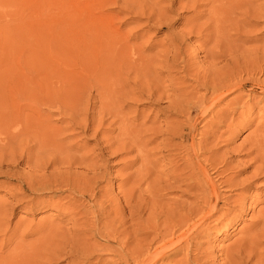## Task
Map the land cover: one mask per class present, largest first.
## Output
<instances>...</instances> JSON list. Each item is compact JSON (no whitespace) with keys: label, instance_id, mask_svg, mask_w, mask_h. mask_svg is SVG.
Listing matches in <instances>:
<instances>
[{"label":"bare ground","instance_id":"1","mask_svg":"<svg viewBox=\"0 0 264 264\" xmlns=\"http://www.w3.org/2000/svg\"><path fill=\"white\" fill-rule=\"evenodd\" d=\"M152 1L155 2L154 0ZM119 2L132 12L140 11L141 15L146 13L147 21L152 20L154 15L161 20L165 14L168 15L169 11L175 12L181 9H190L194 12V15L191 21L185 25L184 33L186 35L197 34L205 45L214 41L216 44L219 43L216 36L218 34L219 36L223 35L221 30L226 24L235 26L237 38L240 39L243 37L241 34L244 33L242 27H247L246 24H254V18L264 19V13L257 11L259 7L264 10V3H260L255 7V5L253 6L254 0H170L167 10L164 8L165 11H163L161 7L155 13L150 10L145 12L146 5L150 4V1L145 5L140 0H87V6L85 7L88 12L85 11V13H88V20L84 21L86 26L83 25V28L87 31L85 30L86 32H84L83 29L85 34H83L84 36L81 34V36L82 38L85 37L87 32L89 35H86L85 40H82L84 41L83 47L81 46L82 52H80V48V55L78 54L79 57L83 55L84 59L82 60L85 66L84 70H86V75H84L86 79L83 76L82 83L80 80H76L75 76L68 71H61V74L57 72L56 68L59 64H55L54 56L56 53L54 45L56 46L57 43L55 44L54 38L42 36L24 37V26L16 24L17 22L15 24L12 22L13 26L8 21H1L3 23H0V148L7 147L10 142L14 141V144H17L19 149L17 148V156L15 158L5 161L4 167L6 171L0 174L14 175L17 161H25L27 166H31L30 170L32 168H42L44 172L39 170L40 173H38L37 169L34 172L30 171L32 173L31 177H26L25 174L18 175L21 193L17 192L19 197L16 201L19 203L24 195H33L36 192L41 193L52 188H54V191L61 193L67 192L64 198L69 199L65 205L57 202L53 206H56L61 214L66 215L67 220L70 223L72 222L71 224L74 228L71 229L72 235L70 233L72 237L69 236V232L67 236L61 235V241L58 240V243L56 242L55 244L48 243L46 244L47 248L43 245L44 239L55 237L57 234L52 233L53 230H49L50 233H45V235L38 237L34 242L32 241L33 243H25V237L33 234L34 231L42 230L44 227L40 229L39 226L35 230L29 231L23 230L21 233L12 231L10 235L6 236L7 226L3 227L6 222L3 216L5 217L6 212L9 210H7L8 205L0 202V227H2L0 230L3 232L2 236H5V238L0 239V264H42L41 260L43 258L49 264L52 259L57 260L59 258L57 256L61 253H64L66 258L67 256L70 257L69 261L72 264H101V260L97 258L98 249L91 241V234L104 236L108 242L115 243L118 246L119 260H131L135 264H159V262H161L160 264H166L162 259L169 258V260H173V255L170 256L168 252L175 245L187 247L195 245L193 240L199 237V226L206 225L204 227L216 228L220 224L219 226L225 225L223 228L226 230L227 224L233 222L234 217L239 215L235 213L237 210L239 212L241 210H243L242 212L246 211L247 195L243 194L244 192H238V195H235L234 199L232 198L233 201L231 203L235 205H225L231 204L229 203L232 200L230 194V197L228 195L227 197L231 200L229 201L226 197L222 201L224 202L223 205L218 206L220 192L214 182L207 176L206 169L201 167L202 162L196 159L198 157L196 148L189 149L187 158L184 163L182 162L183 165L181 169L179 167V171L172 173L171 176L167 172L166 175L171 177L172 181L161 179L156 175V178L151 180L154 182L147 184L149 172L142 171L146 168L141 165L142 162L139 160L141 162L140 167L137 166L135 169L132 167L133 170L130 171L129 169L128 172L122 174L121 181L115 185L118 189L116 194L106 188V183L109 180V162L111 159L127 155L133 149L140 153L143 151L142 148L145 142L139 135L141 128L139 129L133 122L131 123L132 126L124 122L126 120V111L123 114L124 119H121V124L118 125L115 122L118 126L116 128L112 127V119L111 123L104 127V122L107 119L106 115L114 114L113 116L119 117L122 111L125 110L124 107L130 105L129 100L135 101L141 97L151 100L152 96L154 98L155 93H157L154 98L155 101L159 102V100L164 99L162 98L164 95L158 94V91H164L160 84V86L156 83L150 85V82L149 84L146 83L145 86L144 84H138L135 79L131 81L129 78V76H132L129 75L132 70H134L135 74L138 72L135 65H133L137 63L138 58L133 57L132 49L128 42L130 38H134L136 35L128 34L124 36L123 32L118 35H112L107 29V31L105 30L107 28L105 24L108 23L104 19L103 21L106 23L101 24L102 19L93 18V7L98 9L99 12L97 13L99 14L103 5L107 3L116 5ZM175 2H177V7L174 8ZM154 4L157 5L158 3L155 2ZM199 6H205V8L202 7L201 9ZM224 6H228L229 10L223 11ZM235 10L238 11L236 14H240L239 17L236 15L237 18L235 17ZM239 10L241 11L240 13ZM16 13H19V11ZM179 13L181 12L178 11L177 14L179 15ZM258 13L260 14L259 16ZM94 15L96 16V14ZM202 17L204 18L202 22L195 21ZM15 18L18 19V16ZM238 23L241 25H237ZM108 29L113 31L112 28ZM182 36L184 35H173L170 39L176 43L174 47L176 46L175 51L177 52L183 47V41L180 40ZM78 42L79 40L77 44ZM71 50L73 51V49ZM205 54V58L209 55V58L212 59L209 62L211 64L209 66L213 68V59L219 53L213 50L212 45V47L209 46L205 50ZM139 60L143 61L144 59ZM67 63L69 62L67 61ZM187 63V60H185V66H187ZM122 66L127 67L122 68ZM209 66L202 73L201 70L200 72L193 70V74L196 75L194 77H197V83L205 88L206 93L210 94L209 97L196 95L194 92L185 93V89H180V87L176 89L180 92L178 97H183L178 100L179 103L172 104L171 108L179 112L178 114H182L187 121L196 117L198 113L202 115L211 113L213 105L224 97L227 94L226 92L232 89L228 88L229 85H226L225 80H218V77H213L214 72L209 70ZM146 68L149 71L147 66ZM186 69L183 71H187ZM142 72H145L144 69ZM79 75L82 79L83 73L77 74V76ZM141 76L145 75L142 74ZM145 77H143V80H146ZM150 77L152 76L150 75ZM131 78H134V76ZM141 80L142 78L139 79V82ZM176 87L178 88V86ZM86 89L95 91L97 98L94 99L93 94L89 92L87 97L89 104L88 106L86 104L85 107H82L84 110H81L82 108L79 107L82 100L80 95ZM220 90H223V92L217 93ZM181 94L183 95L181 96ZM96 102L99 103L97 109L95 108ZM170 105L168 104L166 107L169 108ZM45 107L56 109L59 115L62 116L63 125L56 126L52 123L49 115L42 110ZM76 127L80 128L83 133L93 132V136L95 135L96 137L98 150L96 149L90 154L78 153L81 150V146L70 139L75 132H69ZM180 129H183V126L180 125ZM113 131H116V133L113 134ZM152 140H155V138ZM11 145L13 146V144ZM189 147L192 146L190 145ZM258 149L260 148L258 147ZM71 150L76 153H71ZM140 155L138 154V157L134 154L131 157L127 156L130 159L129 161L127 160L128 165L126 168H131L133 162L135 163ZM2 158L5 157L3 156ZM259 159L261 163L263 162V166H256V171H263L264 173V161H261V158ZM178 165L180 166V164ZM175 168L170 170L175 171ZM161 173L165 174L164 172ZM144 183L147 184L146 187H150H147L149 190H146L149 194L148 196L140 194L146 189V187L145 189L141 188ZM236 183L237 187L241 185L238 187L240 189L236 190H244L247 185V183L246 185ZM229 185L233 186L231 183ZM181 186L184 187V191L188 190L192 194L191 202L185 203L180 202V200L177 202L178 204H174V202V205H170L171 203L167 201H171L173 198L166 200L164 198L165 201L163 198L161 201L154 200V196H161L158 195L161 190H171L180 187L183 191ZM185 192L187 193V191ZM74 193L77 194V198L73 195ZM20 195L22 196L20 197ZM32 198H34V195ZM38 198L37 200H39ZM24 199L27 198L25 197ZM177 199H180V197ZM87 200H91L92 203L86 206L84 202ZM35 204L34 206H36ZM222 209L225 212L222 213ZM261 211L263 215L261 216L260 224L256 222V231L249 233V235L247 234L248 236L243 241L238 239L242 242L235 244L234 247L231 244L232 249L228 246L231 251L227 252L226 247L223 250H226V253L224 254L223 252L222 255L224 257L221 259L222 262L220 264H264V211L263 209ZM232 212L235 214L233 215ZM227 213L233 215L229 221L230 223L226 222L221 225V219L225 218ZM15 233L19 234H16L18 240H14ZM129 243L133 244L129 245ZM11 245H13V248L10 247ZM65 246L68 247L67 250L64 249ZM210 255L208 253L204 254V259H211L204 260L201 254V259L203 260L201 264L211 263L214 259ZM38 257L42 259L37 260ZM79 258L81 260H77ZM195 260L197 261V259ZM175 264L180 263L176 261ZM186 264H189V262Z\"/></svg>","mask_w":264,"mask_h":264},{"label":"rangeland","instance_id":"2","mask_svg":"<svg viewBox=\"0 0 264 264\" xmlns=\"http://www.w3.org/2000/svg\"><path fill=\"white\" fill-rule=\"evenodd\" d=\"M146 1L144 2V0H140L142 4L145 3L146 5V3L150 1L152 5L151 3L146 5L147 7L145 12L150 10L154 13L161 7L163 11H165V9L167 10V7L170 3V0H154L156 3H158L157 5H155V2H153L152 0H148L147 2ZM175 3L173 6L174 8L177 7V2ZM260 3L263 4L264 0H254L253 6L255 5L256 7ZM85 6H87V0H0V23H3L1 21H8V23L12 25L13 23L15 24L17 22L16 24L24 26V37L29 38L42 36L54 38L55 44L57 43L56 46H58L56 47L54 45V50L56 53L54 56L55 64H59L58 67L56 65L57 72L61 74V71H68L69 73H71V75L75 76L76 80L78 79L82 83L85 77L84 75H86V70H84L85 66L82 60L84 59L83 55L82 53V56L79 57V55L80 52H82L84 43V41L82 40H85L86 35H89V33L87 32L85 37L82 38V36H84L83 34H85L84 32L87 31L83 28L84 26H86V22L84 21L88 20V13H85V11L88 12V10ZM202 7L205 8V6H199V8L201 9ZM93 8L96 10L94 11ZM93 8V18L102 19L101 24L107 22L108 24H105L107 25V28H105V30L107 29L108 32H111L112 35H118L121 34V32H123L124 36L128 34L136 35V37L130 38L131 40L129 39L128 41L132 49L131 52L133 53V57L138 58L137 63L133 64L135 65V68L138 72L135 74V72H133L134 70H132L129 75L134 76V78H131L132 76H129L130 80L132 81L133 79H135L138 84L144 85L146 83L149 84L150 82V85H153V83H156L157 85L160 84L163 87L164 91H161L159 89L160 91H158V94H162L165 96H162V98H164L165 100L161 99L159 100V102L154 100L157 93H155L154 98L152 96L151 100L145 97H141L139 99L137 98L138 102L137 100H129L130 105L124 107L125 110L122 108V110L124 111H122L119 117L113 116L114 114L106 115L107 119L104 122V127L108 126L113 120L112 127L116 128V123L118 125L121 124V119H124L123 114H125L126 111L127 115L125 114L126 120L124 122H126L127 125L130 126H132L131 123L133 122L137 127H139V129L141 128V133H139V135L143 139V141H145L143 146V148H145H142V152L138 153L137 150L133 149V151L127 155L119 157L117 156L111 159L109 163L113 164H109L110 174L108 175L109 180L106 183V188L110 189L113 194H116L118 192V189L117 187H115V185L121 181L122 174L128 172L129 169L131 171L133 170V168L135 169L137 168V166L140 167L141 165L146 168L142 171L149 172V178L146 181L147 184L153 183L154 181L151 180L155 179L156 175L161 179L163 178L167 181H172V178L168 177V175L171 176L172 173L179 171L182 168L185 159L187 158V152L189 151V149L196 148L198 155L196 159L202 162L201 167H204L206 169L207 176H209L212 182H214V185L220 192L218 206L223 205L224 202L222 201L227 197V195L228 197H230L231 194L230 198L234 199V197L238 195V192H244L243 194L247 195L246 211L242 212L243 210H241L239 212V210H237L235 213L239 215L234 217L233 222L231 223L229 221L235 213L233 214L232 212L233 215L230 214L231 216L227 213L225 218L221 219L222 223L220 222L221 225L226 222L230 223L227 224L226 230L223 228L225 227V225L219 226L220 224H218L216 228L204 227L206 225L199 226V237L193 240L195 242V245H189V247L175 245L170 250V252H168L170 256L173 255V260H169V258H165L162 260L166 264H175L176 261H178L180 264H186L188 262L189 264H201V261H203L201 259L202 256L208 253L209 255L211 254L210 256L214 260L211 263L207 264H220L222 262L221 259L224 257L222 255L223 252L225 254L226 250L227 252L231 251L232 245L234 247L235 244L237 245L238 243L242 242L244 238L249 235V233L251 234L256 231L255 225L257 223L260 224L261 216L263 215L261 210L263 209L264 211V173L263 171H256V166H263V162L261 163L259 161V158H261V161H264V19L254 18V24H246L247 27H245L244 25L245 28L242 27L244 33L241 34L243 37H241L240 39L237 38L235 26L232 24L231 26L226 24L221 30V34L223 35L219 36L218 34V36H216L219 43L216 44L214 41L213 43L205 45L198 38L197 34L186 35L184 33L186 29L185 25H187L191 21V18L194 15V12L190 9L178 10L179 12H181L179 13V15L177 14L178 11H169L167 13L168 15L165 14L163 19L161 20H159V18L154 15L152 16V20L147 21L146 13L144 15H141L140 11L132 12L128 7L121 5V2L117 3L116 5L111 3L103 5L100 10L101 13L99 14L97 13L99 12L98 9L96 7ZM228 10V6L223 7V11ZM18 11L19 13H16ZM257 11H259L260 13H264V10H261V7H259ZM236 12L238 11L235 10V17L236 15L237 17H239L240 14H236ZM240 12L241 11L239 10V13ZM94 14H96V16ZM259 15L260 14L258 13V16ZM17 16L20 20L15 18ZM103 19L106 22H104ZM197 20L195 21L202 22L204 18L202 17ZM18 21L20 22L18 23ZM237 25L241 24L238 23ZM108 28H112L113 31H111V29L109 30ZM181 34L184 35L180 39L183 41V47H181V49L177 52L175 51L176 46L174 47V44L176 43L171 41L170 39L173 35L180 36ZM222 36H224L225 39L224 37L222 38ZM78 40L79 42L77 44ZM212 45L213 50L219 53V55H216L213 59V68L212 66H209L211 65L209 62L212 61V59L209 58V55L206 56V58L204 57V55H206L205 50L209 46L212 47ZM68 46L69 48H67ZM71 49H73V51ZM79 49L81 50L80 52ZM139 59L144 60L142 61ZM80 60H82V64H80ZM185 60H187L188 62L187 66H185ZM67 61L69 63H67ZM142 63L143 65L145 64L143 69L147 73H141V71H143V69L141 70V67L143 66H141ZM146 66L148 67L149 71L147 70ZM208 66L209 70H211V72H214L213 77H218V80H225L226 85H229L228 88L232 89L226 92L227 94H225L224 97H222L217 101L215 105H213V111L211 113L207 115L196 113V117H194L190 121H187L182 114H178L179 112L171 108L172 104L176 102L179 103L178 100L181 99L183 97L182 95L184 94H181L182 97H178L180 96V92L176 89H179L180 87V89H185V93L194 92L196 95H205L206 97H209L210 94L206 93L205 88L202 87L201 84L197 83V77H194L196 75L193 74V70H198L199 72L201 70L202 73L206 71V69H208ZM65 67H68L69 69ZM126 67L127 66H122V68ZM185 68H187V71L184 72L183 70ZM152 72H155L154 75H152ZM76 73H83L82 79L80 78L81 76H77ZM142 74L145 76L147 75V77L143 76L146 80H143V77L141 76ZM137 75L139 76V78ZM150 75L152 77H150ZM140 77L143 80V82H141L142 80L140 81L141 83L139 82V79H141ZM172 85L175 89L171 87ZM176 86H178V88ZM88 90L89 89H86V93L84 92L82 95H80L82 100L79 107L81 108L85 107L86 104V106H88L89 102H87V97L89 92L93 94L94 99L97 98L95 91L93 92L92 89L91 91ZM221 92H223V90H220L217 93ZM167 103L169 105L171 104L170 107L168 106L169 108L166 107L168 105ZM98 104L99 103L96 102V109L98 107ZM42 110L49 115L50 120L56 126L63 125L62 116L59 115L56 109L45 107ZM81 110L84 109L82 108ZM112 116L113 118H115H111ZM180 125L183 126V129L179 130ZM69 132H75L73 137L70 139L81 146V150L78 153L90 154L92 151H96V137L95 135L93 136V132L89 131L87 133H83L78 127ZM115 133L116 131H113V134ZM154 138L155 140H152ZM11 144H13V146ZM190 145L192 147H189ZM258 147L260 149H258ZM17 148L18 145L14 144V141L10 142L7 147L0 148L1 174L3 171H6V168L4 167L6 162L9 161V159L11 160L12 158H15L17 156ZM71 153L76 152L72 151ZM131 153H133L136 157H138V154H143L140 155L135 163L133 162L131 168H126L130 157L133 156V154ZM3 156L5 158H2ZM127 156L130 157L128 158ZM178 164H180V166ZM174 167L178 169L175 168V171L170 170L174 169ZM30 168L31 166H27L25 161H17L15 169L16 173L14 175L0 174V202L8 205V207H6L7 210H9L6 212V216H3V218L6 220L3 227L7 226L6 236L10 235L12 231L21 233V231L23 230H35L40 226V229H42L43 227L44 228L39 231L37 230L36 232L34 231L33 234L25 237V243H33L38 237L45 235V233H50L49 230H53L54 232L52 231V233H56L57 235L55 237H47L46 239H44L43 245H45V247L48 243H58V240L61 241L60 236H67L68 232L69 236L72 237L71 229L74 228L72 227V222L70 223L67 220L66 215L61 214L56 206H53L57 202L61 205H65V203L69 199L64 198V195H66L67 192L61 193L59 191H54V188H52L49 189V191L45 190L46 192H36V194H33L34 198H32V194L24 196L20 195V197L22 196L23 198H21L19 203L16 201V199L19 197V194L21 193L19 189L20 182L18 181V175L25 174L26 177H31L32 173L30 171L34 172L37 168H32L31 170ZM39 170L40 172H44L42 168H39L37 169L38 173H40ZM161 172H164L165 174ZM167 172L168 175H166ZM260 172L262 173V175ZM166 176L168 177V179ZM236 182L243 183V185H246L247 183L249 187L246 185L244 190H236L240 189L238 187L241 186L238 185L237 187ZM146 183L142 184V189H145L147 185ZM230 183L233 184V186H228V184ZM147 187L145 191L143 190V192L140 193L141 195H149L146 190H149L150 187ZM181 187L183 188V191L180 187H176L175 189L171 190L160 189L161 191L159 190L160 192H158V195H161L162 197L154 196V200L161 201L162 198L163 200L164 198L165 200L173 198L171 201H167L171 203H169L170 205H174L180 200V202L185 203L191 202L192 194L188 190H185L187 191L186 193L184 191V187ZM37 195L39 196V198ZM73 195H75V197L77 198V194L74 193ZM25 197L27 199H24ZM176 197H180V199H177ZM37 198L39 200H37ZM186 198L188 201L186 200ZM230 198H228L229 201L231 200ZM233 199L229 203H231ZM29 201H31L32 203ZM91 203V200H87L84 202L86 206L90 205ZM34 204L36 206H34ZM225 205L233 206L235 204L232 205L231 203ZM221 211L222 213L225 212L224 209H222ZM228 216L230 217L227 218ZM211 224H213V222H211ZM2 233L3 232L0 230V239L5 238V236H2ZM17 233H15V237L12 235L14 237V240H18L17 235L19 234ZM91 235V241L98 249L97 258L101 260V264H135V262L131 260H119V252L117 251L118 246L115 243L108 242L106 237L99 236L97 234ZM238 239L242 241H239ZM132 244L129 243V245ZM228 246L231 249H229ZM10 247L13 248V245H11ZM196 247H199L200 250L199 248L196 249ZM225 248L226 250L223 251ZM64 249L67 250L68 247L65 246ZM65 256L66 255L64 253H61L57 256L59 257V260L55 259V261L52 259L51 261H49V264H68L69 262V264H72L71 261H69L71 258L68 256L66 258ZM196 257H198L199 259ZM204 257L205 256H203V259ZM41 259L40 257L37 258V260ZM43 259L41 260L42 264H48V262L45 261V258ZM195 259H197V261H200L197 262ZM77 260H81V258ZM204 260L211 259L206 258ZM160 263L161 262H159V264Z\"/></svg>","mask_w":264,"mask_h":264}]
</instances>
